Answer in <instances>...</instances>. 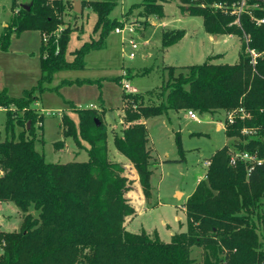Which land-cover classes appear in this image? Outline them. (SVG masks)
Returning <instances> with one entry per match:
<instances>
[{
	"label": "trees",
	"instance_id": "trees-1",
	"mask_svg": "<svg viewBox=\"0 0 264 264\" xmlns=\"http://www.w3.org/2000/svg\"><path fill=\"white\" fill-rule=\"evenodd\" d=\"M241 1L181 0L180 5L183 14L202 16L206 32L240 38L237 63H215L222 56L216 54L199 64L166 66L159 88L146 95H123L124 126L114 133V144L136 168L147 198L152 151L144 120L170 111L226 114L224 130L231 142L215 151L206 183L199 184L185 202L186 231L164 242L156 231L127 229V218L135 214L126 196L131 182L125 166L110 158L109 130L97 109L73 105L77 122L69 115L62 119L64 135L86 148L87 161L48 162L36 147L35 125L42 123L44 115L34 104L42 92L59 88L46 85L56 72L83 69L86 55L104 48L110 33L123 24V19L111 17L118 0H80V11L75 9L76 0H30L27 6L13 0V14L0 35V50H9L14 34L39 31L41 76L20 96L0 88V107L8 116L6 129L22 128L18 137L0 142V202L13 203L22 216L19 229L0 230V264H194V247L203 250L204 264H264V161L255 163L252 170L248 161L231 163L234 152L264 160V24L253 19L264 17V1L247 0L248 7L237 21L233 10ZM139 6L145 9L144 28L149 14L164 15L162 0H143L124 16L129 18ZM86 8L97 14L93 31L98 38L69 52L77 30L74 22ZM185 35L183 29L164 31L162 47L176 44ZM250 49L258 54L255 63ZM94 82L63 80L61 85ZM229 112L235 116L232 123ZM245 129L252 133H244ZM55 145L62 148L65 141Z\"/></svg>",
	"mask_w": 264,
	"mask_h": 264
},
{
	"label": "rangeland",
	"instance_id": "rangeland-1",
	"mask_svg": "<svg viewBox=\"0 0 264 264\" xmlns=\"http://www.w3.org/2000/svg\"><path fill=\"white\" fill-rule=\"evenodd\" d=\"M12 2L13 0H0V34L5 22L13 14ZM29 2L30 0H18L20 5ZM142 2L143 0H118L111 17L123 19V24L119 27H125L124 31H112L104 48L91 50L86 55L85 68L58 71L53 80L46 84L50 88H59L42 92L38 102L34 104L38 112L44 115L42 123L35 125L38 136L36 147L45 154L48 162L87 161L86 148L79 146L73 137L64 135L62 119L69 115L77 122L74 106L97 109L109 130L110 158L125 166V175L131 182L128 192L132 193V198H127L129 202L134 201L136 214L126 220L127 229L136 233L142 230L151 233L156 231L162 241L170 242L174 234L187 229L185 202L199 184L206 183V162L218 148L231 142L225 130L217 128L220 124L223 127L226 114L223 111L215 114L196 112L197 119H193L185 111H170L147 120L152 151L151 189L150 197L147 198L136 168L114 144V133L124 126V92L146 95L159 88L163 84L166 66L199 64L216 54L222 56L215 58L213 62L235 64L239 60L241 40L234 34L214 35L206 32L202 16L181 12V0H162L163 17L156 13L149 14V25L144 28L142 16L145 15V9L142 6L135 7L129 18L124 16L133 5ZM66 19L72 20L73 17ZM96 20L97 14L92 9L86 8L83 14H79L78 20L74 22L77 30L70 40L69 52L91 38H98V33L93 31ZM131 25L136 28L135 32L129 31ZM169 29H183L186 35L176 44L164 49L162 34ZM130 39L135 40L139 46L134 51V57L130 56L133 51ZM12 43L10 55L0 53L3 71L0 72V79H4L14 96H20L25 88L36 85L41 76L40 32L27 30L19 37L15 34L12 36ZM22 50H26V55L21 53ZM68 57L72 58V55L69 53ZM116 77L121 78L120 82L115 80ZM77 79H92L96 82L61 85L63 80ZM125 83H129L133 90L125 89ZM7 117L5 109L0 107V142L13 135L18 137L22 130L18 125L13 130H7ZM39 138H43V141ZM61 140L65 141V146L56 148L55 144ZM83 144L88 145L86 142ZM178 190L184 194L178 192L180 195H176ZM33 213L37 215V212ZM2 214L4 216L0 213L1 230L17 228L20 219L17 212L5 209ZM8 215L13 219L9 223L5 218ZM202 253L201 248L194 247V264L205 263Z\"/></svg>",
	"mask_w": 264,
	"mask_h": 264
},
{
	"label": "built area",
	"instance_id": "built-area-1",
	"mask_svg": "<svg viewBox=\"0 0 264 264\" xmlns=\"http://www.w3.org/2000/svg\"><path fill=\"white\" fill-rule=\"evenodd\" d=\"M247 7H248L247 6V0H242L238 5L235 6L233 12L238 15V20L237 21H239V18H240L241 13L244 12V10ZM253 19H254V21L257 24H264V17L258 18V17H254L253 16ZM124 28L125 27H123V28L118 27V28L115 29V32L116 33H122L124 31ZM129 31L130 32H135L136 31V28H134L131 25V27L129 28ZM44 39L46 40L47 37L45 36ZM129 43L132 45V48H133V51L130 53V56L131 57H134L135 56V52L134 51H136L139 48L138 43L135 40H133V39H130L129 40ZM250 53L252 55L253 62L255 63L256 57H257L258 54L253 49H250ZM124 87H125V89L133 90V88L130 86L129 83H125L124 84ZM241 111H243V110H241ZM187 114L191 118L197 119V116H196V112L195 111L188 110L187 111ZM246 115L247 114L245 112H243L242 117H244ZM227 116H228V121L229 122H231V123L234 122L235 116H234V113L233 112H229ZM223 129H225V122H224V125H223ZM244 133H252V131L251 130H248V129H245L244 130ZM239 159H242V160H245V161L250 162L249 170H252L254 168L255 163L259 165V164H262L263 161H264L263 159L258 158L256 155L250 154L248 152H242V153L241 152H234L231 155V163L232 164H236ZM209 164H210V161L208 160L206 162V166L209 167ZM1 226H2V223L0 221V229H1Z\"/></svg>",
	"mask_w": 264,
	"mask_h": 264
},
{
	"label": "crops",
	"instance_id": "crops-1",
	"mask_svg": "<svg viewBox=\"0 0 264 264\" xmlns=\"http://www.w3.org/2000/svg\"><path fill=\"white\" fill-rule=\"evenodd\" d=\"M80 10H81V6H80ZM7 23H8V21L7 22H5V26L7 25ZM4 26V27H5ZM3 32V31H2ZM1 32V33H2ZM22 34V33H21ZM20 34V35H21ZM1 35V34H0ZM15 35V34H14ZM20 35H17L18 37L20 36ZM40 36H41V33H40ZM215 38H218V36H215ZM12 42H11V46H10V48H9V50H7V51H5L4 52V50H0V53L2 52V53H5V54H7V55H10V52H11V47H12ZM14 51L15 50H13L12 52L14 53ZM22 54H24V55H26V50H22V52H21ZM2 69H1V66H0V72H3V71H1ZM0 88H6L7 90H8V92H9V94H11V95H13L10 91H9V86L7 85V84H5V82H4V79L2 80V79H0ZM26 89V88H25ZM24 89V90H25ZM23 92V91H22ZM14 96V95H13ZM186 112V111H185ZM144 122L146 123V125H147V120H144ZM218 129H223V127L221 126V124L220 125H218V127H217ZM200 180V179H199ZM198 182H200V181H198ZM198 184V183H197ZM178 192H182L183 194H184V192L183 191H181V190H178L177 191V193H176V195L177 194H180V193H178ZM142 193V192H141ZM131 195H132V193H130V192H128L127 193V197L128 198H132L131 197ZM143 196V195H142ZM189 195H187V197H188ZM131 202V204H132V206L135 208V204H134V201L133 200H131L130 201ZM5 209L6 210H13V211H15V212H17L18 214H19V218L20 219H18V222H17V228L18 227H20V225H21V223H22V216H21V212H20V210L13 204V203H11V202H0V213H1V215H3L2 213L5 211ZM135 214H136V209H135ZM134 214V215H135ZM134 215H131V216H129L128 218H130V217H132V216H134ZM4 216V215H3ZM10 217H12L11 215H8L7 217L5 216V218H7L8 219V223L12 220L13 221V219H11ZM127 218V219H128ZM6 219V220H7ZM15 227V226H14ZM17 228H14V229H17ZM1 229H2V226H1ZM0 229V230H1ZM14 229H12V230H14ZM6 231H11V230H6ZM151 233V232H150Z\"/></svg>",
	"mask_w": 264,
	"mask_h": 264
},
{
	"label": "water",
	"instance_id": "water-1",
	"mask_svg": "<svg viewBox=\"0 0 264 264\" xmlns=\"http://www.w3.org/2000/svg\"><path fill=\"white\" fill-rule=\"evenodd\" d=\"M261 1H264V0H261ZM25 6H27V5L25 4ZM75 9H76V11H80V0H76ZM95 120L97 121L98 125L101 124V121L98 118H96ZM28 127H30V121L28 122Z\"/></svg>",
	"mask_w": 264,
	"mask_h": 264
},
{
	"label": "bare ground",
	"instance_id": "bare-ground-1",
	"mask_svg": "<svg viewBox=\"0 0 264 264\" xmlns=\"http://www.w3.org/2000/svg\"><path fill=\"white\" fill-rule=\"evenodd\" d=\"M178 195H180V194H178Z\"/></svg>",
	"mask_w": 264,
	"mask_h": 264
}]
</instances>
